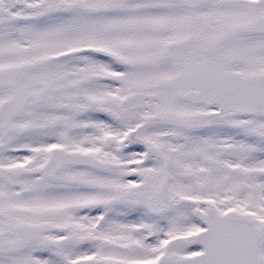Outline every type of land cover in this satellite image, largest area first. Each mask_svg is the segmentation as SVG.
Returning a JSON list of instances; mask_svg holds the SVG:
<instances>
[{
    "label": "snow or ice",
    "instance_id": "6c2138e0",
    "mask_svg": "<svg viewBox=\"0 0 264 264\" xmlns=\"http://www.w3.org/2000/svg\"><path fill=\"white\" fill-rule=\"evenodd\" d=\"M0 264H264V0H0Z\"/></svg>",
    "mask_w": 264,
    "mask_h": 264
}]
</instances>
